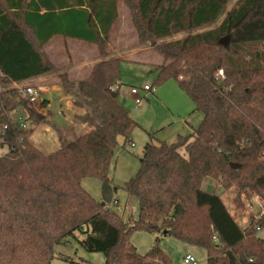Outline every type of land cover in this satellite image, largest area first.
Masks as SVG:
<instances>
[{"label":"trees","instance_id":"obj_1","mask_svg":"<svg viewBox=\"0 0 264 264\" xmlns=\"http://www.w3.org/2000/svg\"><path fill=\"white\" fill-rule=\"evenodd\" d=\"M233 1L0 0V264H51L71 238L103 253L105 264H173L160 247L164 237L204 249L206 264H264V215L243 229L219 195L201 188L205 178L219 180L236 190L240 207L242 196L264 199V0H236L225 12ZM120 3L142 43L185 34L157 47L163 64L155 84L176 81L203 115L174 143L146 144L125 185L139 203L138 219L127 222L82 185L108 178L119 139L125 146L138 127L120 101L123 59L108 58L70 83L89 130L71 142L56 130L57 151L43 153L31 140L34 127L11 117L25 107L13 85L54 71L44 52L53 36L95 44L106 57ZM137 231L157 236L144 255L131 241Z\"/></svg>","mask_w":264,"mask_h":264},{"label":"rangeland","instance_id":"obj_2","mask_svg":"<svg viewBox=\"0 0 264 264\" xmlns=\"http://www.w3.org/2000/svg\"><path fill=\"white\" fill-rule=\"evenodd\" d=\"M235 1L236 0L226 7L225 12L231 8ZM121 4L123 7L121 9L119 21L116 27L113 30L111 29L109 33V41L106 46V57L100 55L99 47L96 45L98 56L95 57V59L91 58L89 61H91L92 64H89L86 68H90L91 70L94 65L106 60L109 53L116 49H120L121 53L115 54V56L118 55L116 58L121 57V59H123L120 64V101L124 102L131 116L138 123V127L132 132L131 140L125 146H123V140L119 139V147L113 157L108 172V179L111 185L117 188V191L114 193L113 202L109 204V206L112 210L117 211L123 220L127 222L128 220L138 219L139 203L136 198L128 194L125 190V185L137 175L141 167V159L146 144L149 142L156 144L159 141L174 143L179 135H189L191 127H198L203 120V115L195 111L192 100L180 89L176 81L170 80L160 86L155 84L156 75L153 71L163 64V58L157 51V47L163 43L182 38L185 34L174 35L172 38L164 40L142 43L134 28L129 7L124 3ZM223 16L224 15H222L215 24L210 26L209 29L217 26ZM261 48L264 50V43ZM44 52L55 67L54 71L48 74L46 83H49V85H60L62 94L69 98L68 101L72 102V104L78 103V99L75 98L70 88V83L77 86L78 82L73 81L68 73L70 68H75L78 58L69 57V60H67V58L63 56L49 57L45 50ZM133 52L141 53L136 56H129V53L131 54ZM68 64H70V66ZM16 85L18 86H15V84L13 86L18 88L21 92L28 87L44 86L38 85V82ZM145 85L150 86L152 91L148 93L143 92L142 88ZM133 87L140 89V96L143 97V103L140 107L137 106L135 102V96L131 94V88ZM44 92H46V88ZM41 98L42 96L34 105L24 100L25 107L18 108L11 114V117L15 120L21 118V121L28 127L31 126L35 129L40 123L36 125L37 123L35 124L33 120L27 121L26 119L29 118V110L35 119L38 121L41 120L38 113H36L43 105ZM64 103L65 102L62 101L63 105H65ZM56 104L58 103L56 102ZM55 106L56 105H54V113L57 121L59 120L63 125L69 126L68 122H64V118L60 112V106ZM81 118H78L77 121L81 122ZM80 130L81 128L76 130L69 136V139H72V141L77 139L78 135L81 133ZM47 132V138L54 139L55 143L58 145L56 131L51 129ZM35 134L40 140H44L46 137L45 128H41L40 126ZM150 135H152V137H150ZM35 145L38 149H41L39 145ZM41 150L45 154H50L52 152L50 149ZM5 153L6 149L0 147V156H3ZM183 155L185 157L187 156L185 152H183ZM102 184L103 181L99 179H85L82 182L83 187L101 202ZM201 188L219 195L241 228L245 229L249 226L248 201L253 195L249 197L242 196L241 199L245 201V206L240 207L236 190L234 188L225 190L221 186L219 180L205 178ZM118 207H121L122 211H119ZM261 235L264 236V232ZM156 238L157 236L154 234L137 231L132 235L131 241L138 252L144 255L155 245ZM69 241V244L57 247L55 258L51 264H105L106 258L103 253L87 252L78 245L75 239L71 238ZM160 247L168 254L173 264H184L183 260L185 255H187V253L191 254L189 253L192 252L190 248H194L173 237L162 238ZM199 252V254H194L196 259L199 264H206L207 252L203 249L201 251L199 250Z\"/></svg>","mask_w":264,"mask_h":264},{"label":"crops","instance_id":"obj_3","mask_svg":"<svg viewBox=\"0 0 264 264\" xmlns=\"http://www.w3.org/2000/svg\"><path fill=\"white\" fill-rule=\"evenodd\" d=\"M123 5L120 3L118 6L119 16L121 14V9ZM46 8H42L40 11L41 14L46 12ZM60 9H56L58 11ZM118 20L115 22L114 26L112 27V30L116 27ZM44 50L49 55V57H55V56H63L66 57L67 60H69V57L78 58L75 65V68H70L68 73L72 77L73 81L79 82L86 80L90 75V68H86L89 64L91 65V61H89L91 58H94L98 56V50L96 48L95 44L87 43L85 41H81L78 39H73L69 37H64L63 35H55L53 36L48 44L44 47ZM116 53H121L120 49H116L109 53L107 56L108 58H116ZM141 52H133L129 53V56H136ZM121 58V57H120ZM82 61V62H81ZM84 62V63H83ZM54 63V61H53ZM75 64V63H74ZM70 66V64H68ZM47 75L31 79L29 81H26L24 83L29 82H38V85H44L47 87L46 92L42 95L41 102H43V105L36 111L38 113L39 117L41 118L39 127L41 126L45 128V139L40 140L38 137H36L35 132L39 128L38 126L35 127V131L31 137L32 142L40 146L41 149H50L52 150L51 153L57 151L60 148V141L58 138V133L56 130H59L62 132L63 137L67 142H71L72 139H69L70 135H72L76 130L80 129V134L78 137H80L82 134H84L86 131L89 130L86 124H83L82 122H78V118H81L86 113V108L81 107L77 105V103H73L68 101V97L62 94L61 86L58 84H51L46 83ZM48 84V85H46ZM15 86H18L15 84ZM62 101H64L65 105L62 104ZM56 102L58 104H56ZM54 105L60 106V112L62 114V117L64 118V122H68L69 126H65L60 121H57V118L55 117L54 113ZM55 106V107H56ZM66 107V108H65ZM21 120V118L19 119ZM18 120V121H19ZM55 130L57 133L58 138V145L55 143L54 139L47 138L49 130ZM193 127L190 128V132L192 131ZM77 134V133H76ZM77 136V135H76ZM77 137V138H78ZM76 140V139H75ZM36 146V145H35ZM37 147V146H36ZM38 148V147H37ZM40 149V150H41ZM42 151V150H41ZM121 208V207H120ZM122 211V208H121ZM70 241L68 242V244ZM190 248L189 252L191 254H199V250L201 251V248L195 247ZM204 250V249H203ZM188 254V253H187ZM195 256V255H194Z\"/></svg>","mask_w":264,"mask_h":264},{"label":"built area","instance_id":"obj_4","mask_svg":"<svg viewBox=\"0 0 264 264\" xmlns=\"http://www.w3.org/2000/svg\"><path fill=\"white\" fill-rule=\"evenodd\" d=\"M219 76H223V72H219ZM45 88L43 87H28L22 90L21 94L23 99L29 103V104H36L40 97L45 93ZM142 91L145 93L151 92L152 88L148 85H145L142 88ZM131 94L135 96V102L137 106H141L143 103V97L140 96V89L138 88H131ZM19 126L20 128H26L27 125L19 120ZM116 203V202H115ZM117 204V203H116ZM118 210L121 211V208L118 207ZM248 211H249V226L255 225L261 217L264 215V199L259 196L258 194H253L252 197L249 198L248 201ZM257 230H260L259 227H257ZM214 241L218 242L217 237H214ZM184 264H199L198 260L196 257L192 254H187L184 257L183 260Z\"/></svg>","mask_w":264,"mask_h":264},{"label":"water","instance_id":"obj_5","mask_svg":"<svg viewBox=\"0 0 264 264\" xmlns=\"http://www.w3.org/2000/svg\"><path fill=\"white\" fill-rule=\"evenodd\" d=\"M114 187L111 185L110 180L106 178L103 181L101 194H102V205L106 206L113 202L114 199Z\"/></svg>","mask_w":264,"mask_h":264}]
</instances>
